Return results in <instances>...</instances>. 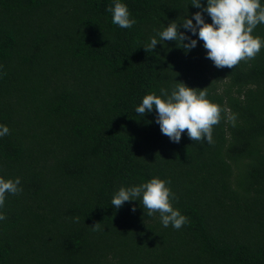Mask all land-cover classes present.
<instances>
[{
	"label": "trees",
	"instance_id": "1",
	"mask_svg": "<svg viewBox=\"0 0 264 264\" xmlns=\"http://www.w3.org/2000/svg\"><path fill=\"white\" fill-rule=\"evenodd\" d=\"M120 2L131 28L112 23L114 0H0V125L10 129L0 178L19 177L22 188L0 208V264H264V48L217 68L180 27L195 48L160 40L146 52L201 9ZM252 34L264 39V24ZM179 82L223 110L213 143L186 131L174 143L155 108L136 113L145 95ZM153 177L170 181L172 206L189 219L181 229L163 227L139 200L111 205L121 187Z\"/></svg>",
	"mask_w": 264,
	"mask_h": 264
},
{
	"label": "clouds",
	"instance_id": "2",
	"mask_svg": "<svg viewBox=\"0 0 264 264\" xmlns=\"http://www.w3.org/2000/svg\"><path fill=\"white\" fill-rule=\"evenodd\" d=\"M191 5L201 11L194 13L192 19L184 18L180 23L173 21L168 24L157 33L159 40L151 38L143 47L144 50L152 51L160 40L179 42L185 51L195 48L197 40L178 31L180 27L203 41V47L207 50L206 57L217 68L232 69L242 61L255 59L264 48V39L252 34L258 25L264 24V5L260 0H207L206 7L201 6L200 0H192ZM106 11L111 13L112 23L120 28L128 29L136 23L130 18L127 6L120 0H114V6H109ZM202 12L210 16L211 23L204 21ZM153 108L156 111L155 122L161 133L174 143L180 142L185 131L192 141L213 143V127L220 123L223 111L218 104L207 99L206 91H197L182 82L177 83L170 93L161 88L160 95H145L135 111L143 117L151 113ZM227 119L235 126V114L230 113ZM9 134L10 129L0 125V137ZM20 183L19 177L15 180L0 178V208L4 206L8 194L17 195L22 192ZM168 184L170 181L153 177L137 186L121 187L111 199V205L119 209L125 202L139 200L148 216L159 213L163 227L171 225L179 230L189 223V219L173 208L172 200L176 197ZM131 210L135 212L136 209L133 207ZM6 219L0 213V221ZM74 219L79 221V217ZM91 228L93 231L101 230L100 223H95Z\"/></svg>",
	"mask_w": 264,
	"mask_h": 264
}]
</instances>
